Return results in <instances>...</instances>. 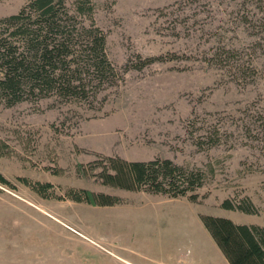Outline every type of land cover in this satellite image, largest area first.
Masks as SVG:
<instances>
[{"label": "rangeland", "instance_id": "obj_1", "mask_svg": "<svg viewBox=\"0 0 264 264\" xmlns=\"http://www.w3.org/2000/svg\"><path fill=\"white\" fill-rule=\"evenodd\" d=\"M25 1L0 0V16ZM91 1L80 18L103 31L112 75L85 98L0 100V172L13 184L0 183V264H220L199 214L264 225V0ZM107 155L169 157L206 177L196 200L128 190L93 174ZM70 186L121 202L74 201ZM245 196L257 214L221 206Z\"/></svg>", "mask_w": 264, "mask_h": 264}, {"label": "trees", "instance_id": "obj_2", "mask_svg": "<svg viewBox=\"0 0 264 264\" xmlns=\"http://www.w3.org/2000/svg\"><path fill=\"white\" fill-rule=\"evenodd\" d=\"M72 4L70 10L64 0H26L17 12L0 16V100L5 104L51 91L61 97L85 98L112 75L103 31L80 18L91 19L92 1L74 0ZM152 59H140L139 66ZM88 165L98 169L93 174L103 184L190 200H196L195 190L206 177L199 167L160 156L129 160L107 155ZM77 167L81 171L82 165ZM17 179L42 197H62L54 194L50 181ZM0 183L13 186L1 172ZM64 196L94 205L121 202L118 195L82 187H67ZM221 206L251 214L259 211L248 196L226 198ZM199 219L229 264H264V225L210 213L199 214Z\"/></svg>", "mask_w": 264, "mask_h": 264}, {"label": "crops", "instance_id": "obj_3", "mask_svg": "<svg viewBox=\"0 0 264 264\" xmlns=\"http://www.w3.org/2000/svg\"><path fill=\"white\" fill-rule=\"evenodd\" d=\"M219 249V248H218ZM216 255H219L217 258V260H219V263L220 264H229L227 262V260L225 259L224 255L221 253V251L219 250L218 253L215 252V256ZM184 256V253H175V255H173V258L177 259L178 262H182V257ZM163 264H170L169 262H166V261H162ZM204 263H207V264H217V261H214L213 259L210 260H205Z\"/></svg>", "mask_w": 264, "mask_h": 264}]
</instances>
